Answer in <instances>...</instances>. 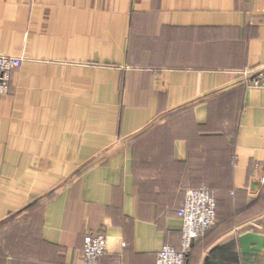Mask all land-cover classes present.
I'll return each instance as SVG.
<instances>
[{
	"label": "crops",
	"instance_id": "crops-1",
	"mask_svg": "<svg viewBox=\"0 0 264 264\" xmlns=\"http://www.w3.org/2000/svg\"><path fill=\"white\" fill-rule=\"evenodd\" d=\"M0 54V264H156L203 186L187 264L264 256V0H0Z\"/></svg>",
	"mask_w": 264,
	"mask_h": 264
},
{
	"label": "built area",
	"instance_id": "built-area-1",
	"mask_svg": "<svg viewBox=\"0 0 264 264\" xmlns=\"http://www.w3.org/2000/svg\"><path fill=\"white\" fill-rule=\"evenodd\" d=\"M25 58L0 54V96L10 93L13 75L22 68ZM247 86L264 88V72L251 75L244 72ZM258 169V167H257ZM262 175L255 171L264 183V167ZM178 213L182 221L181 244L179 248L165 245L158 253L156 264H187L194 244L203 238L217 224V199L215 192L208 187H186L184 201ZM107 236L103 233L88 235L84 240L83 255L80 264H99L107 255ZM114 264H121L120 258Z\"/></svg>",
	"mask_w": 264,
	"mask_h": 264
},
{
	"label": "rangeland",
	"instance_id": "rangeland-1",
	"mask_svg": "<svg viewBox=\"0 0 264 264\" xmlns=\"http://www.w3.org/2000/svg\"><path fill=\"white\" fill-rule=\"evenodd\" d=\"M20 70V69H19ZM18 70V71H19ZM10 94V93H9ZM8 94V95H9ZM6 95V96H8ZM0 97H4V96H0ZM216 195V194H215ZM262 259H264V256L263 255H257V256H253L250 258V261L246 264H264V262L262 261Z\"/></svg>",
	"mask_w": 264,
	"mask_h": 264
}]
</instances>
